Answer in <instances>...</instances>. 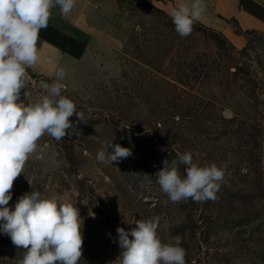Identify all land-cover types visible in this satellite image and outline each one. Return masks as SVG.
Here are the masks:
<instances>
[{
  "label": "rangeland",
  "instance_id": "obj_1",
  "mask_svg": "<svg viewBox=\"0 0 264 264\" xmlns=\"http://www.w3.org/2000/svg\"><path fill=\"white\" fill-rule=\"evenodd\" d=\"M238 1L264 17V0ZM156 6L160 10L142 0L119 1L101 22L100 38L108 44L96 41L91 50L99 58L88 56L84 74L64 83L61 92L83 113V122L70 117L81 134L69 129L72 134L60 141L41 137L24 166L29 171L14 181L17 188L7 206L14 210L32 191L75 205L83 236L78 264H119L116 229L130 231L136 220L155 217L162 243L181 237L186 264H264V27L243 28L232 18L222 30L260 81L258 97L248 94L243 78L217 64L207 71L194 67L182 85L169 82L179 63L160 62L167 41L159 49L146 39L159 32L161 38L178 34L166 25L171 14ZM60 23L62 42L76 41V50L88 43V32ZM192 33L191 41L201 48L202 39ZM27 73L30 80L21 92L25 104L47 94L41 82L55 81ZM177 74L182 77L183 69ZM110 140L132 154L113 164L98 162V151ZM185 152L201 167L226 166L215 200L173 203L161 191L156 173L165 160L170 167L177 153ZM178 170L185 178V166ZM20 250L2 246L0 260L8 255L22 260Z\"/></svg>",
  "mask_w": 264,
  "mask_h": 264
},
{
  "label": "clouds",
  "instance_id": "obj_2",
  "mask_svg": "<svg viewBox=\"0 0 264 264\" xmlns=\"http://www.w3.org/2000/svg\"><path fill=\"white\" fill-rule=\"evenodd\" d=\"M75 3L76 0H0V221L4 222L0 232L8 235L17 248L26 250L18 264H78L82 257V219L75 205L63 202L57 195L44 197L32 191L19 198L14 210L7 206L14 181L41 137L47 134L60 141L72 134L69 129L77 136L81 134L70 117L75 115L83 122V113L61 94V81L66 76L63 67L56 68L52 84L41 82L46 95L29 104L21 99L30 80L26 69L39 60L37 44L41 30L48 27L51 9L58 6L61 15L67 16ZM205 10L202 0L178 4L171 12L175 31L182 38L190 35L194 22ZM131 154L129 148L110 140L96 159L113 164ZM178 165L185 166V178H181ZM225 169L215 163L201 167L193 162L190 152L177 153L170 167L164 161V167L156 173L157 183L173 203L187 199L206 202L216 199ZM135 225L130 231L116 229L122 249L119 264H186L180 236L173 237V243H162L158 237V217L136 220Z\"/></svg>",
  "mask_w": 264,
  "mask_h": 264
},
{
  "label": "crops",
  "instance_id": "obj_3",
  "mask_svg": "<svg viewBox=\"0 0 264 264\" xmlns=\"http://www.w3.org/2000/svg\"><path fill=\"white\" fill-rule=\"evenodd\" d=\"M147 1L163 7L170 14L178 4L192 3V0ZM116 2L117 0H76L75 7L67 16L61 15L58 6L51 9L48 27L41 30L37 44L39 60L35 65L28 67L26 71L55 80L54 73L59 66L66 71V76L61 83L72 84L75 82L79 75H83L85 72L86 58L90 55H97L96 52L93 54V50H91L96 41H100L102 45L106 43L100 38V26L101 22L115 12ZM202 3L206 6V10L199 20L221 31L227 28L228 20L232 18H237L243 28L264 27V17L253 6L244 7L238 0H202ZM60 22L88 32V43L80 55H75L63 47L65 43L62 42L59 34ZM237 41L243 43L241 35H237ZM114 43L116 47H119L122 42L116 39Z\"/></svg>",
  "mask_w": 264,
  "mask_h": 264
},
{
  "label": "trees",
  "instance_id": "obj_4",
  "mask_svg": "<svg viewBox=\"0 0 264 264\" xmlns=\"http://www.w3.org/2000/svg\"><path fill=\"white\" fill-rule=\"evenodd\" d=\"M119 1L123 0H117V2ZM142 1L152 8L160 10L155 4L150 3L147 0ZM166 17V25L171 26V31H175V26L172 22L171 16L167 15ZM192 32L197 33V35H199V37L202 39L201 41L203 44L201 43L200 45H198L202 48V50L201 48L195 47V41H191V34H193ZM192 32L190 35L183 38L179 34H171L170 36H164L163 38H161V32H159L160 35L156 33L150 38L146 37L148 41L154 42L155 46L159 49L163 44L162 41H167V50L164 51L165 54L162 53L160 62L163 63L164 61H167L170 64L179 63V69L176 70V75L174 74L173 76H170L169 82L176 81L179 84L185 85L187 79L191 77V70L194 67H198V65H201V70L207 71L214 64H217L218 66H224L228 74L243 78L245 80V85L248 88V94H250L251 96L258 97V95L262 93L260 81L256 77H254L250 72V69L237 58L236 52H234L237 51L235 44L231 40H229L221 30L206 25L200 20H197L193 24ZM246 32H248V30H246ZM77 44L78 43L76 41H67L65 45H63V47L68 49L75 55H80L86 44H80V49L76 50L74 49V47H76ZM197 60L199 64H196ZM233 67L234 69H232ZM182 69L183 76L180 77L179 75L181 74L178 75L177 71L182 72ZM125 73L126 72L124 71V74ZM165 75L168 76L169 74L167 73ZM173 154H175V152ZM68 159L71 160L72 157L69 156ZM29 169L30 166L24 169L20 176H25ZM15 188H17V186L13 185V188L11 190L12 199L14 198L13 190ZM20 190L21 189L18 188L17 191L20 192ZM3 223V221H0V225H2ZM2 246L16 250L18 249L15 245H13L8 235L0 232V247ZM25 251V249L21 248L19 254L24 255ZM19 261L20 259L18 256L9 257L8 255L5 260H0V264H18Z\"/></svg>",
  "mask_w": 264,
  "mask_h": 264
},
{
  "label": "built area",
  "instance_id": "obj_5",
  "mask_svg": "<svg viewBox=\"0 0 264 264\" xmlns=\"http://www.w3.org/2000/svg\"><path fill=\"white\" fill-rule=\"evenodd\" d=\"M64 85V87L63 88H66L67 86H66V84H63Z\"/></svg>",
  "mask_w": 264,
  "mask_h": 264
}]
</instances>
